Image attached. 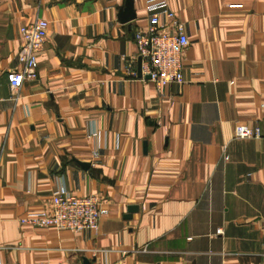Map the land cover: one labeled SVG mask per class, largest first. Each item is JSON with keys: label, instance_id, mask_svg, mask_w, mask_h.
<instances>
[{"label": "crops", "instance_id": "crops-1", "mask_svg": "<svg viewBox=\"0 0 264 264\" xmlns=\"http://www.w3.org/2000/svg\"><path fill=\"white\" fill-rule=\"evenodd\" d=\"M169 3L190 42L184 81L158 87L128 69L146 0L128 21V0H0V262L264 264V0ZM37 18L38 78L16 97ZM63 181L99 198L98 231L22 222Z\"/></svg>", "mask_w": 264, "mask_h": 264}, {"label": "built area", "instance_id": "built-area-1", "mask_svg": "<svg viewBox=\"0 0 264 264\" xmlns=\"http://www.w3.org/2000/svg\"><path fill=\"white\" fill-rule=\"evenodd\" d=\"M146 4L150 12V21L145 29L135 33L138 52L128 60V69L139 76L134 64L141 59V78L150 76L149 79L158 87L173 82L182 83L183 52L190 42L185 23L170 8L169 0H146ZM48 28L49 22L43 18H37L21 28L22 42L18 53L20 68L10 75V85L16 97L25 81L38 78L37 53L47 39ZM92 135L101 138V133L97 129L92 131ZM235 135L239 139L259 138L262 136V129L258 125L238 123L235 126ZM100 219L99 198L95 194L76 195L63 181L52 197L51 210L31 212L22 219V222L37 226L53 225L58 229L79 232L98 231Z\"/></svg>", "mask_w": 264, "mask_h": 264}, {"label": "water", "instance_id": "water-1", "mask_svg": "<svg viewBox=\"0 0 264 264\" xmlns=\"http://www.w3.org/2000/svg\"><path fill=\"white\" fill-rule=\"evenodd\" d=\"M132 6H133V0H128V4H127V10L125 11L124 14V19L125 21L131 20L134 17V13L132 11ZM138 73L139 76L141 77L142 73H141V59L139 60V69H138ZM147 79L150 78V76L146 77ZM138 206L137 205H131L128 209L129 213L126 215L127 217H131L133 212H136L138 210Z\"/></svg>", "mask_w": 264, "mask_h": 264}]
</instances>
